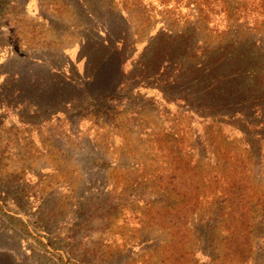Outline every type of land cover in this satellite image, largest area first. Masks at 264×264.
Wrapping results in <instances>:
<instances>
[{"label":"rangeland","instance_id":"1","mask_svg":"<svg viewBox=\"0 0 264 264\" xmlns=\"http://www.w3.org/2000/svg\"><path fill=\"white\" fill-rule=\"evenodd\" d=\"M77 1L0 0V264H264L258 138L174 111L166 124L153 92L120 97L106 129L76 106L41 123L33 84L20 90L44 60L82 74L93 24L127 38V71L131 42L193 26L206 47H264V0H83L92 18Z\"/></svg>","mask_w":264,"mask_h":264},{"label":"trees","instance_id":"2","mask_svg":"<svg viewBox=\"0 0 264 264\" xmlns=\"http://www.w3.org/2000/svg\"><path fill=\"white\" fill-rule=\"evenodd\" d=\"M77 2L82 12L94 17L85 1ZM126 22L120 21L118 25L124 35ZM224 22L229 23V19L225 18ZM226 24L223 31L216 33H225L229 26ZM100 26L93 24L94 35L81 37L78 62L84 63L82 74L73 75L70 71L66 75L56 70L63 68V63L53 66L44 60L21 76V91L33 84V93L28 90L32 96L26 101L37 112L49 115L41 123L58 113H66L68 106H76L81 108L80 121L103 124L106 129L107 124L101 119L111 124L120 97L130 95V101H134L143 92H153L154 109L166 118V124L174 111L173 116L200 119L205 130L229 127L240 132L250 145V137L264 143L263 46L253 43L245 48L236 42L206 47L193 26L180 32L160 33L139 53L135 42H131L130 71H127L129 56H124L127 38L119 36L116 26ZM70 27L75 28L73 24ZM100 29H105L106 35ZM71 67L75 68L76 63L72 62ZM133 113L140 115V110ZM72 119L68 118L71 123Z\"/></svg>","mask_w":264,"mask_h":264}]
</instances>
